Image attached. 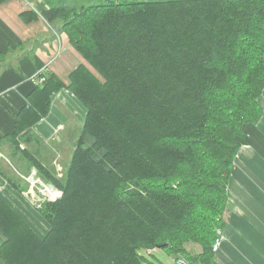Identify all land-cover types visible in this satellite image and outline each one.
<instances>
[{
	"label": "trees",
	"instance_id": "1",
	"mask_svg": "<svg viewBox=\"0 0 264 264\" xmlns=\"http://www.w3.org/2000/svg\"><path fill=\"white\" fill-rule=\"evenodd\" d=\"M44 1L94 72L45 75L5 136L61 195L37 210L42 236L0 197L3 264H151V248L212 264L233 161L263 111L264 0ZM62 87L86 114L58 177L19 145Z\"/></svg>",
	"mask_w": 264,
	"mask_h": 264
},
{
	"label": "crops",
	"instance_id": "2",
	"mask_svg": "<svg viewBox=\"0 0 264 264\" xmlns=\"http://www.w3.org/2000/svg\"><path fill=\"white\" fill-rule=\"evenodd\" d=\"M48 8L44 0L0 3V53L8 60L0 67V197L32 227L37 216H33L27 186L32 169L5 136L13 132L15 117L38 84L37 76L52 73L67 85L70 73L80 64L93 71L67 33L43 17V10ZM258 101L262 114L255 125L245 126L247 142L233 161L227 187L228 219L212 264H264V91ZM85 114L76 96L62 87L52 95L47 115L27 132L28 139L20 143V148L34 155L53 175L64 176ZM4 240L0 232V244ZM197 247L193 242L185 244L191 254L201 251ZM171 257L173 264L175 256Z\"/></svg>",
	"mask_w": 264,
	"mask_h": 264
},
{
	"label": "built area",
	"instance_id": "3",
	"mask_svg": "<svg viewBox=\"0 0 264 264\" xmlns=\"http://www.w3.org/2000/svg\"><path fill=\"white\" fill-rule=\"evenodd\" d=\"M38 78V83H41L43 80V77L37 76ZM28 181L30 182V191H31V195L29 198L34 202L36 207H39L44 200H48V201H55L56 199H58L61 195V192L55 187L53 186L51 183H48L46 181H44L43 179H41L40 176L37 175V172L35 169H32V171L30 172V174L27 176ZM36 195L37 199L33 196ZM42 195V198L39 197V195ZM45 198V199H43ZM220 240H221V232L218 238H216V240L214 241L213 245H212V250L213 252L216 251L219 247L220 244ZM157 248H151L147 250V253L150 254L153 251H155ZM185 261L180 258L178 260L173 259V264H184Z\"/></svg>",
	"mask_w": 264,
	"mask_h": 264
},
{
	"label": "rangeland",
	"instance_id": "4",
	"mask_svg": "<svg viewBox=\"0 0 264 264\" xmlns=\"http://www.w3.org/2000/svg\"><path fill=\"white\" fill-rule=\"evenodd\" d=\"M38 175V174H37ZM39 176V175H38ZM30 182H27V186H29ZM128 188H132L133 185L129 184L127 186ZM35 194V193H34ZM37 194L33 196V198L36 197ZM40 198H42V195H39ZM45 199V198H43ZM57 200V199H56ZM48 200H44L46 202ZM31 205L33 206V216H36L35 218L33 217V229L39 234V235H44L47 230L49 229V224L45 221V219L40 215V213L37 211L39 207H36L33 200H30ZM200 245L198 244L197 249L199 250ZM154 252V251H153ZM143 255L147 256V258L151 261V264H171V255L169 254L166 250L163 249H157L156 252H154L152 255L147 254V251H143Z\"/></svg>",
	"mask_w": 264,
	"mask_h": 264
}]
</instances>
